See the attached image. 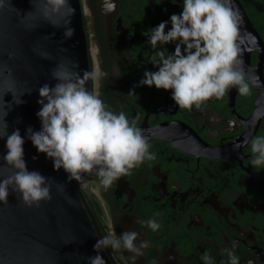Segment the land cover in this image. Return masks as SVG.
<instances>
[{
    "label": "flooded vegetation",
    "instance_id": "af4514ba",
    "mask_svg": "<svg viewBox=\"0 0 264 264\" xmlns=\"http://www.w3.org/2000/svg\"><path fill=\"white\" fill-rule=\"evenodd\" d=\"M237 1L259 39L243 65L251 94L231 88L189 111L171 91L139 83L157 70L143 33L165 21L170 30L183 0H80L89 72L105 73L100 98L136 121L156 155L107 190L94 176H85L87 188L80 182L103 236L136 231L137 243L149 242L135 264H204L205 252L214 264H228L233 245L240 264H264V168L252 167L245 146L264 135V0ZM148 219L159 223L157 231L136 223ZM109 249L117 264H133L132 253Z\"/></svg>",
    "mask_w": 264,
    "mask_h": 264
},
{
    "label": "clouds",
    "instance_id": "9594fccd",
    "mask_svg": "<svg viewBox=\"0 0 264 264\" xmlns=\"http://www.w3.org/2000/svg\"><path fill=\"white\" fill-rule=\"evenodd\" d=\"M48 4L59 11L66 6V0H48ZM182 5V12L170 17V30L166 31L165 21L143 33L154 50L151 60L157 70L145 71L140 86L171 91L179 109L189 111L193 107L200 109L213 98L222 99L231 88L241 96L250 95L251 82L241 58L242 17L233 0H183ZM167 45H174V52L163 47ZM104 75L98 69L81 75L58 66L52 72L55 85L46 83L38 90L41 130L29 127L26 131L33 146L53 161L57 172L63 169L69 181L82 182V187L87 188L85 176H94L93 183L107 190L146 160H155L156 155L136 121L129 120L124 112H113L100 98L98 82ZM88 81H92L91 89ZM21 103L20 99L16 104ZM8 127L5 120L0 139L6 140L7 152L2 158L14 171L0 180V202L7 203L12 186L25 206L39 207L41 202L52 199L50 178L28 170L25 140L19 129L9 133ZM245 146L250 148L252 167L264 168V135L251 137ZM240 147L237 145L235 150ZM136 223L152 231L160 227L155 219ZM138 236L136 231L117 236L113 230L97 240L94 251L102 246L123 249L133 254L130 259L135 264L142 250L149 247L148 241L137 243ZM234 249L235 245L226 250L228 264H240ZM88 259L89 264H105L99 254ZM201 259L204 264H214L207 252Z\"/></svg>",
    "mask_w": 264,
    "mask_h": 264
},
{
    "label": "water",
    "instance_id": "95a60500",
    "mask_svg": "<svg viewBox=\"0 0 264 264\" xmlns=\"http://www.w3.org/2000/svg\"><path fill=\"white\" fill-rule=\"evenodd\" d=\"M233 3L242 17L240 47L247 63L259 39L238 1ZM58 66L89 72L80 0H66L59 11L48 0H0V132L5 120L9 133L19 129L28 170L50 178L52 197L29 208L9 186L7 203L0 202V264H89L97 254L105 264H117L109 247L94 251L103 234L80 182L69 181L63 169L57 172L27 136L29 127L41 130L38 90L55 85L52 72ZM6 152V140L0 139V180L14 171L3 161Z\"/></svg>",
    "mask_w": 264,
    "mask_h": 264
}]
</instances>
